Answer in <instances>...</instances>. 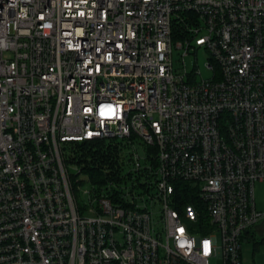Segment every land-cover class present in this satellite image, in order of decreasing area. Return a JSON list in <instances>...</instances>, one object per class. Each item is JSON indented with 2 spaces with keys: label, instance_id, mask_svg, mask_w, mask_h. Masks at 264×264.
I'll list each match as a JSON object with an SVG mask.
<instances>
[{
  "label": "built area",
  "instance_id": "obj_1",
  "mask_svg": "<svg viewBox=\"0 0 264 264\" xmlns=\"http://www.w3.org/2000/svg\"><path fill=\"white\" fill-rule=\"evenodd\" d=\"M101 139L130 177L98 190L64 152ZM255 181L264 0H0V264H244Z\"/></svg>",
  "mask_w": 264,
  "mask_h": 264
},
{
  "label": "trees",
  "instance_id": "obj_2",
  "mask_svg": "<svg viewBox=\"0 0 264 264\" xmlns=\"http://www.w3.org/2000/svg\"><path fill=\"white\" fill-rule=\"evenodd\" d=\"M121 148L104 139L71 141L66 145L64 158L67 163H76L80 167L81 184L94 185L99 190L111 181L124 183L129 179L130 174L125 172L126 164L119 152Z\"/></svg>",
  "mask_w": 264,
  "mask_h": 264
},
{
  "label": "rangeland",
  "instance_id": "obj_3",
  "mask_svg": "<svg viewBox=\"0 0 264 264\" xmlns=\"http://www.w3.org/2000/svg\"><path fill=\"white\" fill-rule=\"evenodd\" d=\"M175 41V37L172 38ZM182 49H175L171 46V58L174 67H181ZM209 57V52L202 47H196L195 50H190L183 56L184 68L188 72L199 71V74H194L195 79L211 77V71L205 68V61ZM140 144V142L138 143ZM87 187V185H84ZM254 198L258 208H263L262 197L264 194V181H255ZM241 260L244 264H264V224L263 231L254 232V237L245 236V239L240 244ZM217 258H210L209 264H218Z\"/></svg>",
  "mask_w": 264,
  "mask_h": 264
},
{
  "label": "snow or ice",
  "instance_id": "obj_4",
  "mask_svg": "<svg viewBox=\"0 0 264 264\" xmlns=\"http://www.w3.org/2000/svg\"><path fill=\"white\" fill-rule=\"evenodd\" d=\"M181 231H183V230L181 229ZM207 248H208V244H207V242H205V251H207Z\"/></svg>",
  "mask_w": 264,
  "mask_h": 264
}]
</instances>
